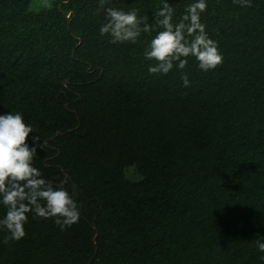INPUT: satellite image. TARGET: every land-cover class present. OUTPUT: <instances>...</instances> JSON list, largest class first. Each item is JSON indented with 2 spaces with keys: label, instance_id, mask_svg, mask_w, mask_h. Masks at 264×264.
Listing matches in <instances>:
<instances>
[{
  "label": "trees",
  "instance_id": "obj_1",
  "mask_svg": "<svg viewBox=\"0 0 264 264\" xmlns=\"http://www.w3.org/2000/svg\"><path fill=\"white\" fill-rule=\"evenodd\" d=\"M164 2L0 0V114L32 127L33 166L80 213L62 230L29 212L7 244L0 229V264H264V0H206L223 63L150 74ZM166 2L175 25L196 0ZM107 8L152 30L111 43Z\"/></svg>",
  "mask_w": 264,
  "mask_h": 264
},
{
  "label": "clouds",
  "instance_id": "obj_2",
  "mask_svg": "<svg viewBox=\"0 0 264 264\" xmlns=\"http://www.w3.org/2000/svg\"><path fill=\"white\" fill-rule=\"evenodd\" d=\"M234 4L251 7L250 0H233ZM206 0H196L188 5L185 14L175 25L172 23L174 9L166 2L154 13L156 22L163 28L151 40L144 56L155 60L150 66V74H168L178 62L180 70L186 68L188 57L198 61L202 71L215 69L223 63V55L216 41L206 32L201 23L200 14L206 11ZM107 22L100 29V35L111 36V43H135L142 32H150L151 26L144 23L140 27L137 11L128 12L114 8L105 9ZM183 86H190L187 75H182ZM33 129L24 122L20 113L0 114V205L7 211L0 218V229L10 235L3 241L19 240L25 236L24 224L27 213L41 218H55V223L63 230L66 226L77 223L80 218L77 202L62 185L53 187L51 182L42 177L40 170L33 166L37 155L38 137H33L30 146L28 138ZM75 190V185H73ZM258 248L264 252V242L257 241Z\"/></svg>",
  "mask_w": 264,
  "mask_h": 264
},
{
  "label": "rangeland",
  "instance_id": "obj_3",
  "mask_svg": "<svg viewBox=\"0 0 264 264\" xmlns=\"http://www.w3.org/2000/svg\"><path fill=\"white\" fill-rule=\"evenodd\" d=\"M51 3V0H33L32 5V9H37V6L40 4L44 7H48ZM130 171H132V169H129L128 171H126L127 175H130Z\"/></svg>",
  "mask_w": 264,
  "mask_h": 264
},
{
  "label": "water",
  "instance_id": "obj_4",
  "mask_svg": "<svg viewBox=\"0 0 264 264\" xmlns=\"http://www.w3.org/2000/svg\"><path fill=\"white\" fill-rule=\"evenodd\" d=\"M103 12H104V9H102V10H100V12H99V16H100V18H102V16H103ZM65 83V82H64ZM63 83V84H64Z\"/></svg>",
  "mask_w": 264,
  "mask_h": 264
}]
</instances>
